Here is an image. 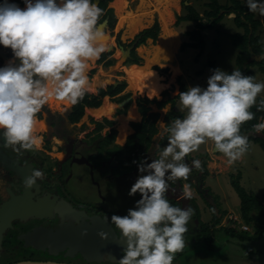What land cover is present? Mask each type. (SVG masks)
<instances>
[{
    "label": "clouds",
    "instance_id": "obj_1",
    "mask_svg": "<svg viewBox=\"0 0 264 264\" xmlns=\"http://www.w3.org/2000/svg\"><path fill=\"white\" fill-rule=\"evenodd\" d=\"M23 2V9L20 7L24 4L19 7L8 0L0 4V45L10 49L13 56L0 67V136L3 146L18 154L42 144L35 128L37 115L46 104L55 100L74 106L83 99L89 87L90 62L108 50V36L98 23L104 14L98 2ZM245 2L250 12L264 16V0ZM212 69L206 88L194 86L176 93L184 117L162 126L160 136H167V144L159 158L137 165L140 175L128 195L139 193L140 199L127 215L110 218L119 230L116 240L126 245L118 261L106 257L110 264H173L176 253L185 247L184 235L193 209L169 203L168 182L187 181L192 168L185 158L209 141L230 166L246 154L248 137L241 135L240 129L254 119L250 109L264 91V82H255L238 69L231 73ZM257 111H264V100ZM253 128L256 133L264 132V122ZM192 166L202 171L200 160L194 159ZM41 175L33 169L24 180V188L31 191ZM183 197L192 198L187 183L183 185ZM98 235L107 238L104 232Z\"/></svg>",
    "mask_w": 264,
    "mask_h": 264
},
{
    "label": "flooded vegetation",
    "instance_id": "obj_2",
    "mask_svg": "<svg viewBox=\"0 0 264 264\" xmlns=\"http://www.w3.org/2000/svg\"><path fill=\"white\" fill-rule=\"evenodd\" d=\"M136 35L127 46L117 42L116 46L111 47V51L115 47L120 50V46L126 49L136 41L130 50L132 58V52L139 39ZM111 54L112 52L106 58H102V54L93 64L105 66L112 59ZM12 59L11 50L0 45V67L7 65ZM130 59H127L124 65H139L129 62ZM92 74V69H89L87 75L90 81ZM122 82L124 81L97 85L93 91L88 89L87 92L97 95L100 88L107 89L112 85L113 90L116 86L122 85ZM127 85L125 83L116 94H106L102 97L100 107L107 99L114 108L110 114L98 117L92 114L97 113V108L84 105L82 114L75 117V105L50 101L37 115L36 125H39L40 129L35 130V135L42 138L39 148L31 151L21 150L18 154L12 148L4 147L3 137L0 136V261L5 262L2 264L27 260L55 261L48 256L66 254V249L57 254L51 253L49 239L40 230L57 233L65 225L76 227L80 224L91 225L100 222L108 224L119 237V230L110 222V218L112 215H121L119 211L114 212L111 209L105 193L110 190L120 193L126 186L131 187L140 175L137 167L139 162L150 163L153 159L159 158L160 152L167 144V136H164L166 142L160 147L164 138L160 136L161 118L164 119V126H170L173 120L165 119L169 118L166 117L172 109L173 115L182 113L184 117V113L177 107L179 100L174 105L167 102L165 105L170 104L167 111L164 113L160 111L165 105L161 108L159 102L167 97L159 99L154 96L155 101L146 103L148 110L144 113L132 91L126 89ZM127 93L129 95H126ZM122 95L126 97L120 100ZM144 96L148 97L139 94V97ZM131 106L133 113L130 116ZM90 109L92 113L89 112ZM151 113L154 115L150 116ZM202 145L204 150H200L202 154L197 158H202V171L196 170L187 156L185 162L192 168L188 180L169 181V192L166 193V197L174 207L193 209L185 235L196 231L198 239L205 240L204 231L219 230L227 221L226 223L222 221L226 214L219 205L217 190L210 189V183L207 181L213 179L208 169L207 148L211 146L212 151L215 153L216 151L211 141ZM134 161L136 163H133ZM33 169L39 170L42 175L29 191L23 185ZM185 183L189 184L192 190L190 200L183 197ZM135 197L140 199L139 193L135 194ZM34 208L37 209L36 212ZM217 233L220 231L213 236V244L218 238ZM184 239L185 243L191 241L190 239L187 242L186 236ZM42 245L46 246L41 248ZM16 253L24 256V259L9 260L14 258ZM35 253L44 255L40 256L42 260H32ZM122 255L123 251L120 256ZM74 256L82 258L87 263L79 252L74 253ZM102 263L110 264L107 259Z\"/></svg>",
    "mask_w": 264,
    "mask_h": 264
},
{
    "label": "rangeland",
    "instance_id": "obj_3",
    "mask_svg": "<svg viewBox=\"0 0 264 264\" xmlns=\"http://www.w3.org/2000/svg\"><path fill=\"white\" fill-rule=\"evenodd\" d=\"M206 1L207 0H188V2L183 3L184 0H111L108 6L112 7L113 5L119 15L128 14L124 12V9L134 13L132 17L123 16L129 27L135 32L130 36H125V34H127L126 21L122 19L123 22L120 24L119 15H116L115 9L112 7L117 17L114 32H120V40L124 46H127L139 31L151 27L155 21L159 24L158 37L161 36V34L162 37H160L161 39L157 37L155 42L151 38H146L144 43L139 44L135 48L136 54L140 59L139 65H124L122 60H120L121 51L119 48L115 47L112 51L109 49L111 47L110 45H117L115 36L111 37V41L109 39L106 41V43H111L107 45L109 50L104 52L102 56V58H106L107 54L112 52L110 56L112 59L109 60L111 64H106L103 67L101 65L91 64L89 69L93 71V80L97 78L103 68L106 72L108 71V73H110L111 78L108 79L106 83L104 80V82L100 81V84H113L123 80L134 89L140 91L142 93L141 96L148 93L149 95H155L159 99H163L167 96H162L161 93L160 95L158 93L163 89L164 85L160 82L159 77L149 69L152 64V67L157 64H170L175 72L181 74V80L185 83L187 88L194 86H200L201 88L207 87V79L212 74L211 70H213L209 65L211 61L214 62V69L219 68L226 72L237 69L238 66L234 60L238 53V49L234 47L228 36V34L237 30L231 20L233 14L226 16L215 27L203 31L205 44L202 48L187 47L184 50L179 49L183 41L189 40V36L186 32L191 31L195 27V23L191 21H181L179 24H176L177 17L187 13L184 6L185 4L193 5L194 8L202 14ZM218 1L221 4H226L227 2V0ZM241 1L246 4L245 0ZM254 14L256 18L262 20L263 24L261 25L262 27L259 28V32L264 41V16L257 13ZM222 27L224 30L218 33L217 31L222 29ZM165 36H167V39H165ZM157 41L160 43L157 49H148L149 51H144V48L156 45ZM164 45H166L168 49H171L168 53L163 52ZM142 61L145 64L142 65ZM253 69L255 74L254 81L264 82V72L259 71L256 66H254ZM164 77L168 86L163 90L167 89L170 97L171 94L175 97L176 93L179 92L178 83L173 81L170 77ZM90 82L89 79L88 88L93 91ZM129 85H127L126 88L128 90H130ZM144 90H146V92H144ZM134 93L135 92L132 91V95H134ZM259 98L264 100V91L257 96V101ZM169 106L170 104L165 105L160 111L162 113L166 112ZM179 106L180 101L177 107ZM132 107L133 106L130 107V116L133 113ZM109 111L110 113L112 112V110ZM90 113H92V109H90ZM92 114L97 117L100 116V114L97 113ZM159 122L164 126V119L162 120L161 118ZM262 122H264V117L261 118L259 123ZM39 129V125H36L35 130L37 131ZM257 134L261 135L262 132ZM200 150H204L203 145L200 146L198 151L188 156L189 160L193 161L197 159L202 154ZM207 152L209 154V157H207L208 169L210 173H212L210 177L215 179H207V181H209V185L212 187H210V189L215 188L217 190L216 194L217 199H219V205L225 211L226 215H224L222 221L224 220V223H226L227 213L232 211L239 216L241 223H245L238 211L240 198L231 181H237L244 187L247 193L253 192L259 202L264 205V150L259 144L250 142L246 154L231 166L227 163V158L222 153L213 152L211 146L207 148ZM198 160L201 161L202 158ZM231 175L235 177H231ZM130 188V186H126L124 191L120 193H115L113 190L105 193L108 197L111 209L114 212L119 211L121 216L127 215V211L134 208L136 201L139 200L137 197L134 198V196L130 197L128 195ZM228 225L229 223L227 222L225 226ZM235 227L237 228L236 230L239 229L237 225H235ZM252 230L253 229L249 227V229L245 231ZM195 232L196 231H192L184 235V237L186 236L188 239L187 242L190 239L191 241L185 243V247L183 251L180 252V255L176 253L173 264H264V233L259 239L240 242L234 238L229 240L227 236L220 232L217 233L218 238H216V240L214 239L215 243L213 244L211 242L212 247L210 251L207 247V241L198 239V235H196ZM251 233L252 232H250V234ZM40 256L42 257L44 255L35 253L32 260H42ZM48 258L59 262L85 263L82 258L74 255H49ZM15 259H24V256L16 253L14 258L9 260ZM2 263L5 262L0 261V264Z\"/></svg>",
    "mask_w": 264,
    "mask_h": 264
},
{
    "label": "trees",
    "instance_id": "obj_4",
    "mask_svg": "<svg viewBox=\"0 0 264 264\" xmlns=\"http://www.w3.org/2000/svg\"><path fill=\"white\" fill-rule=\"evenodd\" d=\"M111 0H100L99 7L103 10V15L99 19V24L103 21H106L103 31L107 34L108 38H111L115 36L116 42L121 44L120 41V32L115 33V25L117 22V17L114 13V9L112 7L108 6V3ZM4 0H0V4H2ZM188 2V0H184L183 3ZM15 4L22 6L24 4L23 0H15ZM187 13L185 15L178 16L176 19V24H179L181 21H191L195 23V27L191 31H187L186 34L189 36V40H185L181 43L179 49L184 50L187 47L197 48V47H203L205 44V41L203 39V31L206 29H211L215 27L217 24H219L226 16L233 14V17L231 20L234 23V27L237 28L235 32H232L231 34H228L229 38L231 39L232 44L235 48L238 49L237 57H236V63L238 66V70H240L244 75H250L254 78V69L253 67L256 66L257 69L261 72H264V60L261 62H255L251 61L248 62L247 59L249 57L248 47L250 46L252 50L255 53H261L264 52V41L260 35L259 28L262 27L263 24L262 21L255 17V14L253 12H250L246 6L241 0H227L226 4H221L218 0H207L204 3L205 8L202 11V14H200L193 5L191 4H185L184 5ZM222 29L218 30L217 32L220 33ZM125 36L132 35L135 32L128 28L126 30ZM159 33V24L157 21L154 22V24L146 29H143L140 31L136 37L139 38L136 44V47L139 44L144 43V40L146 38H151L154 42L156 41ZM154 45L150 46L147 49H152ZM109 54V53H108ZM107 54V55H108ZM145 61V60H144ZM110 61L107 62V64ZM129 62L133 63H139L140 59L136 54L135 49L132 52V58L129 60ZM141 64H145L143 61ZM140 64V65H141ZM141 65V66H142ZM209 65L214 68V62L211 61ZM152 72H154L158 77L160 82L164 85L163 89H165L168 84L164 80L165 77H170L173 79V81L177 82L180 90L179 92L186 91L188 88L186 87L185 83L181 80L182 76L180 73L175 72L172 69V66L170 64L165 65H154L151 68ZM228 73H231L229 71ZM111 78L110 73L108 71L106 72L105 69H101V73L97 76L95 80L92 79L90 86L91 89L94 90L97 85L100 84V81L108 82L107 80ZM103 81V82H104ZM125 82H122V85L116 86L115 89L112 90V85L106 88H100L98 90L97 95L90 94L86 91L84 97L82 100L79 101L75 105L76 114L75 117H78L82 114V109L84 105L90 106L93 109L97 108V114H110L109 110L113 111L114 106L105 99L104 105L100 107L102 103V97L104 95L108 94H116L119 92L122 87L124 86ZM129 85V84H128ZM130 91H134V97L137 99L141 110L146 113L148 110V107L146 105L147 102H153L155 101V95H149L146 93L148 97H139V94L142 93L138 90H135L131 85H129ZM89 89V88H88ZM162 89V90H163ZM161 90V91H162ZM160 91V92H161ZM146 92V90H144ZM159 92V93H160ZM168 90H163L161 95H166L167 98L164 100H161L159 102V107L163 108L164 105L167 102H170L172 105L179 99V96L176 95L175 97L169 96ZM139 93V94H138ZM158 93V94H159ZM126 95H129L127 93ZM126 95H122L120 97V100L126 97ZM263 99L259 98L256 102V105H254L250 111L254 113V119L250 120L246 123H244L241 126L240 134L245 135L248 137V143L250 146V142L257 143L259 146L264 150V132L262 134H257L254 131L253 125L258 124L261 120V118L264 117V111H257V107L259 106L260 102ZM122 106V103H120ZM99 107V108H98ZM107 111V112H106ZM90 112V110H89ZM174 110L172 109L171 112L167 115L165 121L174 120L176 118L183 117L182 113H179L177 115H173ZM172 113V114H171ZM154 115V113H151L150 116ZM157 116V115H155ZM166 142V138L164 137L161 140L160 147H163ZM249 148V147H248ZM231 177H235L231 175ZM233 186H235L236 192L239 195V213L243 219V222H245L249 227H251L252 231H245L242 229H238L235 226L232 227H221L218 229H213L212 231H204V238L205 241H207V247L208 250L211 251L212 247V241L213 236L217 231L222 232L225 236L228 237L229 240L236 239L237 241H246V240H253V239H259L261 235L264 233V205L259 202L257 197L254 195L253 192L247 193L243 186H241L237 181L234 182L232 180ZM225 213V211H224ZM250 232H252L250 234ZM215 251V249H214ZM181 254V253H179Z\"/></svg>",
    "mask_w": 264,
    "mask_h": 264
},
{
    "label": "water",
    "instance_id": "obj_5",
    "mask_svg": "<svg viewBox=\"0 0 264 264\" xmlns=\"http://www.w3.org/2000/svg\"><path fill=\"white\" fill-rule=\"evenodd\" d=\"M93 2H100V0H93ZM8 3H14L15 0H8ZM20 7V6H19ZM23 7V6H22ZM20 7V8H22ZM106 21H103L99 25L104 27ZM136 42V41H135ZM135 42L124 49L120 46L121 56L120 60L124 63L127 59H130V50L134 46ZM111 49V47L109 48ZM108 49V50H109ZM107 50V51H108ZM249 57L248 62L255 61L261 62L264 60V52L255 53L252 48L248 47ZM171 97L173 95L171 94ZM34 212L37 211L36 208L33 209ZM49 239V249L51 253L57 254L61 250L66 249V255L73 256L74 253L79 252L84 256L87 263L82 264H104L103 260L109 258L112 261H118L122 256L121 252L126 246L123 242L117 241L116 237L119 238L116 233L113 232L112 228L108 224L95 222L94 224H80L76 227L72 225L62 226L57 233H52L48 230H40ZM42 232H39L42 234ZM83 234L82 233H85ZM99 232H104L107 234L106 239H101L98 235ZM37 246V245H35ZM46 245H42L41 248H44ZM107 257V258H106ZM108 260V259H107ZM95 262V263H94ZM109 262V261H108ZM110 263V262H109ZM9 264H79V263H70V262H59V261H18Z\"/></svg>",
    "mask_w": 264,
    "mask_h": 264
},
{
    "label": "crops",
    "instance_id": "obj_6",
    "mask_svg": "<svg viewBox=\"0 0 264 264\" xmlns=\"http://www.w3.org/2000/svg\"><path fill=\"white\" fill-rule=\"evenodd\" d=\"M113 1H114V0H113ZM126 6H127V4H126ZM112 7L115 9V7H114L113 5H112ZM23 8H25V4L23 5ZM23 8H22V9H23ZM124 12H125V13H128V14H127V15L123 14V15L121 16V14L119 15L118 12H117L116 9H115V13H116V15H119V18H120V19H119L120 24L123 22L122 19H124V20L126 21V19H125L124 17H129V16L132 17V16H134V13H131L130 11H128V10H126V9H124ZM135 15H136V14H135ZM123 16H124V17H123ZM125 24H126V28H127V29L130 28L129 25H128V23H127V21L125 22ZM127 29H126V30H127ZM130 29H131V28H130ZM174 34H175V33H174ZM176 35H177V34H176ZM160 37H162V34H161V36H159L158 38L161 39ZM108 39L110 40V38H108ZM165 39H167V36H165ZM111 40H112V39H111ZM111 40H110V41H111ZM110 44H111V43H106V45H110ZM158 45H160V43L157 41V44L154 45V47H153L152 49H157V46H158ZM110 46L112 47V45H110ZM166 47H167L166 45L163 46V52H164V53H168V52L171 50V49H168V47H167V48H166ZM144 51H149V50L147 49V50H144ZM234 61H235V60H234ZM93 63H94V62H91L90 65L93 64ZM152 65H153V64H152ZM152 65H150L149 69H151ZM92 79H93V78H92ZM92 79H91V81H92ZM90 83H91V82H90ZM238 209H239V206H238ZM227 212H228V211H227ZM229 212H232V211H229ZM232 213H233V212H232ZM233 214H235V213H233ZM235 215H237V214H235ZM237 216H238V215H237ZM238 217H239V216H238ZM239 219H240V218H239ZM239 222H240V221H239ZM240 242H243V241H240Z\"/></svg>",
    "mask_w": 264,
    "mask_h": 264
},
{
    "label": "built area",
    "instance_id": "obj_7",
    "mask_svg": "<svg viewBox=\"0 0 264 264\" xmlns=\"http://www.w3.org/2000/svg\"><path fill=\"white\" fill-rule=\"evenodd\" d=\"M239 221H240V219L237 215L233 214L232 212L227 213V222L229 223L228 227L230 225L231 226L237 225L242 230H248L249 229L247 224L241 223V221L240 222Z\"/></svg>",
    "mask_w": 264,
    "mask_h": 264
},
{
    "label": "bare ground",
    "instance_id": "obj_8",
    "mask_svg": "<svg viewBox=\"0 0 264 264\" xmlns=\"http://www.w3.org/2000/svg\"><path fill=\"white\" fill-rule=\"evenodd\" d=\"M22 8H23V7H22ZM22 8H21V9H22ZM115 68H117V67H115Z\"/></svg>",
    "mask_w": 264,
    "mask_h": 264
}]
</instances>
